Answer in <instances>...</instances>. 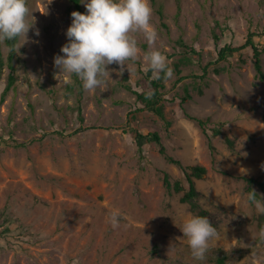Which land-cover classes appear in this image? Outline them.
Returning a JSON list of instances; mask_svg holds the SVG:
<instances>
[{
	"label": "rangeland",
	"instance_id": "374dc122",
	"mask_svg": "<svg viewBox=\"0 0 264 264\" xmlns=\"http://www.w3.org/2000/svg\"><path fill=\"white\" fill-rule=\"evenodd\" d=\"M27 4L36 23L16 45V80L4 94L9 69H0V264H264V216L239 177L264 176V81L249 46L216 60L221 47L240 46L250 33L264 44V0H150L155 45L137 35L130 72L109 65L108 89L94 93L75 76L65 84L54 75L73 5ZM151 47L173 69L159 88L161 115L134 92L152 91L143 60ZM0 53L6 61L4 42ZM203 66L202 81L194 80ZM184 112L209 117L206 129ZM153 131L166 154L206 167L194 200L218 237L203 261L192 257L180 229L196 212L163 181L166 172L187 189L182 169L155 142L138 150L135 134ZM113 211L120 214L115 230Z\"/></svg>",
	"mask_w": 264,
	"mask_h": 264
},
{
	"label": "clouds",
	"instance_id": "9594fccd",
	"mask_svg": "<svg viewBox=\"0 0 264 264\" xmlns=\"http://www.w3.org/2000/svg\"><path fill=\"white\" fill-rule=\"evenodd\" d=\"M86 12L73 11L72 23L67 28L68 42L61 47L64 55L54 57V74L60 82H71L77 77L84 90L94 93L107 90L111 80L109 65H119V72L125 67L130 72L128 62L139 58L137 35L154 46L157 31L151 23L150 0H82ZM51 3V0H48ZM36 19L29 9L27 0H0V43L6 40L22 39L19 48L28 40V32L35 26ZM37 35L39 32L37 30ZM143 60L153 79H170L173 69L166 56L155 47L146 52ZM154 93L147 92L151 98ZM258 214H264V199H257L252 190L247 196ZM108 223L115 230L120 227V214L111 212ZM195 260L203 261L209 250V242L218 237L217 229L204 216H191L180 227ZM260 238L264 239V229Z\"/></svg>",
	"mask_w": 264,
	"mask_h": 264
},
{
	"label": "trees",
	"instance_id": "16d2710c",
	"mask_svg": "<svg viewBox=\"0 0 264 264\" xmlns=\"http://www.w3.org/2000/svg\"><path fill=\"white\" fill-rule=\"evenodd\" d=\"M68 1L73 5L75 11H79V12L83 13L84 9L82 7L81 0H68ZM152 2L155 3V0H152ZM158 12L162 16L161 7H158ZM253 35L254 34L250 33L249 36L247 37L245 43L240 45V46L232 47L230 45H224L223 47H221L220 50L218 51V54H217L218 58H216V60L217 59L218 60L225 59L227 57V55H230L236 51H239L242 48L249 46L252 49L253 65H254L255 72H256L255 75L259 80L264 81V68L262 65V54L264 53V44L261 46L255 44L252 41ZM18 41H19V39L6 40L4 42L8 48V54H7L6 61L3 60V56L0 53V69L3 67L4 64L9 69V73L7 76V84L4 88L3 94L6 93L14 85L15 80H16V76H15L16 68H15L13 61H14V57H15V53H16V45H17ZM206 69H207V66H203V71H204L203 74H201V75L192 74L191 75V76H193L192 78H194V80L198 78V79H200V81H202V79L206 73ZM183 77H181V78H183ZM161 81H162V79L156 80L153 78H151L149 80V85L152 87V92L154 93L151 96V98L147 97L146 92L134 91L137 94V97L139 99L146 101V105L153 107V109H155V111L160 115L162 114V110H161L160 105H159V88L161 86H163V83ZM198 91H199V93H201L202 88L199 87ZM188 96H189V94H185V96H183V98H182L183 101ZM184 113L187 115L188 118L195 120L199 124V126H201L203 129H206L208 122L210 120L209 117L201 118L198 116L190 115L187 112H184ZM212 131L214 132V134H219L221 132V129H220V127H217V128L213 127ZM135 135L137 136L136 138H138L136 142H137V146H138L139 151L142 150V143L143 142H145V141L155 142L159 146L160 153L164 154L166 159H168L172 163L177 164L182 169L184 176H185V179L188 183L187 189L184 188L181 180H179V179H177L173 183H171L169 180L168 174L166 172L164 173V177H163L164 184L166 187H168V188L171 187L175 191H183V194L180 197V200L182 202L191 203L195 212H196V215L205 217V210L202 209L194 199L198 195V191H197L196 185H195V179L202 178V176L206 173V167L203 165H199V164L183 165L180 160L175 159L172 156L166 154L165 147L163 146V144L161 142V137H160L159 133L156 131L149 132L147 134H142L140 132H137ZM139 137L141 140L139 139ZM227 143L229 145L232 144L231 140L228 138H227ZM239 177H242L245 179V181L247 182V188H248L249 192H252V190H254L252 188L253 184H256L260 188L261 191H264V176L255 177L252 175L251 176H243L242 175ZM256 198L257 199L261 198L260 194H258L257 192H256ZM263 216H264V214H263ZM217 260L219 262H223L225 260V257L224 256H218Z\"/></svg>",
	"mask_w": 264,
	"mask_h": 264
}]
</instances>
